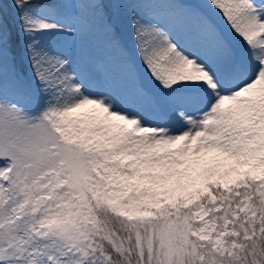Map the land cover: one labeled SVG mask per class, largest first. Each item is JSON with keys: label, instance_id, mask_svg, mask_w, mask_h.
<instances>
[{"label": "snow or ice", "instance_id": "6c2138e0", "mask_svg": "<svg viewBox=\"0 0 264 264\" xmlns=\"http://www.w3.org/2000/svg\"><path fill=\"white\" fill-rule=\"evenodd\" d=\"M0 264H264V0H0Z\"/></svg>", "mask_w": 264, "mask_h": 264}, {"label": "rangeland", "instance_id": "374dc122", "mask_svg": "<svg viewBox=\"0 0 264 264\" xmlns=\"http://www.w3.org/2000/svg\"><path fill=\"white\" fill-rule=\"evenodd\" d=\"M9 11H11V9H9Z\"/></svg>", "mask_w": 264, "mask_h": 264}]
</instances>
